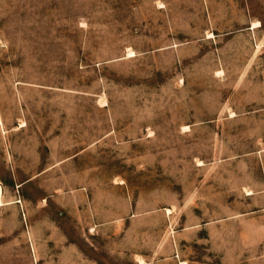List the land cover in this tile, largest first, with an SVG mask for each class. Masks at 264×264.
Returning <instances> with one entry per match:
<instances>
[{"label":"rangeland","instance_id":"374dc122","mask_svg":"<svg viewBox=\"0 0 264 264\" xmlns=\"http://www.w3.org/2000/svg\"><path fill=\"white\" fill-rule=\"evenodd\" d=\"M0 264H264V0H0Z\"/></svg>","mask_w":264,"mask_h":264}]
</instances>
